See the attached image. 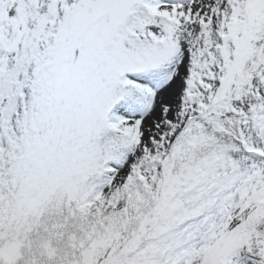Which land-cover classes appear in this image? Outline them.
<instances>
[{
  "label": "snow or ice",
  "instance_id": "snow-or-ice-1",
  "mask_svg": "<svg viewBox=\"0 0 264 264\" xmlns=\"http://www.w3.org/2000/svg\"><path fill=\"white\" fill-rule=\"evenodd\" d=\"M0 264H264V0H0Z\"/></svg>",
  "mask_w": 264,
  "mask_h": 264
}]
</instances>
